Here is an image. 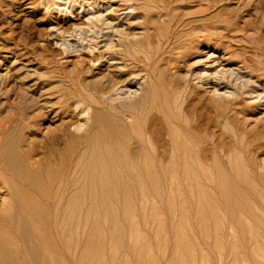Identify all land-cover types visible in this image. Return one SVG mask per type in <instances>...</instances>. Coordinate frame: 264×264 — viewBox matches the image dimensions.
Segmentation results:
<instances>
[{
    "label": "rangeland",
    "instance_id": "1",
    "mask_svg": "<svg viewBox=\"0 0 264 264\" xmlns=\"http://www.w3.org/2000/svg\"><path fill=\"white\" fill-rule=\"evenodd\" d=\"M230 19L245 27L246 34L264 36V0H0V134L4 120L23 117L22 112L29 111L27 83L38 101L55 102L66 82H72L71 74L81 67L93 68L95 75L108 69L124 78L113 86L114 92L122 94L139 84L142 94L151 95L154 87L162 93L173 78L181 85L175 94L177 110L184 122L194 124L199 153L205 157L211 177H216L208 179L202 173L193 179L181 175L179 184L175 180L172 185L148 182L146 198L141 191L135 192L129 207L116 210L120 219L116 222L95 219L98 211L104 213L102 207H84V213H92L82 223L81 264H264V66L255 62L258 55L254 53L260 50L254 47L255 41L240 37L244 33L240 27L222 31L221 25L232 23ZM169 30H174L172 38L173 32L181 34L175 39L178 42L165 38ZM76 44L85 47L81 50ZM242 55L253 58L249 66L240 60ZM147 57H153L149 64ZM254 66L261 69L253 70ZM232 68L254 83L242 86V80L229 73ZM127 76L138 77L137 82L129 85ZM233 86L239 95L228 106L226 113L231 116L227 120L218 116L217 105L228 104L225 92ZM72 103L66 117L71 129L79 122L76 112L82 107ZM148 104H152L150 99L144 106ZM53 114L43 121L41 130L51 121L49 127L56 134L54 126L60 118ZM159 116L161 112L153 108L139 119L141 124L153 126L158 144L165 138ZM19 132L15 127L11 135ZM69 138L62 134L55 140L44 138L45 143L37 140L35 157L41 158V164L48 160L56 164ZM219 168L237 187L231 197H225L218 184ZM45 222L40 221L36 229L49 237L54 250L71 257L75 240L68 239L71 250L63 245L60 230L65 225L61 220ZM4 226L8 237L17 238L15 230Z\"/></svg>",
    "mask_w": 264,
    "mask_h": 264
},
{
    "label": "bare ground",
    "instance_id": "2",
    "mask_svg": "<svg viewBox=\"0 0 264 264\" xmlns=\"http://www.w3.org/2000/svg\"><path fill=\"white\" fill-rule=\"evenodd\" d=\"M91 17L95 18L92 15ZM231 21L232 23H228V25H221L222 31L231 32L240 27L234 20ZM98 26L100 25L98 24ZM243 29L245 27H240V30ZM98 30L101 32L102 28H98ZM172 31L174 30L167 31V37L165 38L168 41L172 35ZM246 33L247 31H244L240 37L246 41H255L254 47L260 50L259 53H254L258 55L255 62L264 66V45L261 44V42L264 44V36H252ZM217 34L221 35L222 32ZM119 35L121 36V34ZM180 35H177V31L173 32L174 40ZM90 38L93 39L95 37ZM173 38L171 37V39ZM175 41L178 42L179 38ZM105 43L107 44L108 41ZM91 45L88 46L91 47ZM83 47L85 46L82 44L77 48L82 50ZM242 47L245 48V46ZM162 50L164 51L165 49L162 48ZM165 52L163 55L166 54ZM160 53L162 52L159 51ZM157 56L159 57V55ZM150 58L153 57H147L149 60L148 64L150 63ZM251 59H253L251 56L242 55V59L240 60L245 66H249ZM113 62L116 63L118 61ZM92 69H84L81 67L75 70L71 74V78H73L72 82H66V89L61 91L59 99L55 102L54 100H44L42 102L40 99L38 101L37 96L34 97L35 95L29 93L31 84L27 83L28 85L26 84L25 88L27 97H25L29 100V105H27L30 108L29 111L22 112L23 117L4 120L2 123V132L0 134V192H2L0 193L2 195V197L0 196V264H81L83 262L84 252V246L81 241L82 223L92 213H84V207L90 210L92 208L102 207L104 213H99L98 211L96 213L97 217L95 216L96 218H94L97 220L106 218L116 222V218L119 219L116 210L118 208L129 207L132 201L134 202L133 195L135 192L138 193V191H141L142 197L144 198L146 196L148 182L156 186L159 182L160 184L167 182L172 185L174 183L173 180L179 184L181 175L190 179L198 177L202 173L208 179L214 176L211 177L212 172L206 166L205 157H202L199 153L194 137V124L188 121L184 122L182 114L177 110L175 94L178 93L176 89L181 86L177 79L172 78L171 81L169 80L168 88L161 85L165 87L162 93H157L154 87L151 95L142 94V84H136L137 86L135 88L129 89L128 94H122L114 92L113 86L124 78L117 77L108 69L101 75H95L91 73ZM255 69H261V67L256 68L254 66L253 70ZM229 73L234 76L233 78L241 79L242 86L254 83L249 77L245 78L244 73L240 70L232 68ZM132 76L125 78L129 82V85L137 82L136 79L138 77L134 76L136 78L134 80ZM238 90V88H234L233 86V89L225 92V100L228 104L221 103L217 105L219 107L218 116H222L227 120L230 119L231 115L227 114L229 113L227 109L230 103L235 100ZM147 99H150L152 104L144 106V102H147ZM71 102H76L75 104L78 108L82 104V107L76 112L80 115V120L77 124L73 125V129L70 127V120L66 118L67 113L72 111L70 109ZM153 108L161 112L159 121L164 124L161 133H164L165 138L164 142L159 144L153 138L155 132L152 128L153 126L143 125L139 122L142 115L147 114ZM51 112H54V117L60 118L59 123L54 126L56 131H58L56 134L49 127L52 123L51 121H48L49 125L46 123L45 127L48 126L46 129L41 130L43 121L51 117ZM12 123H15V125L12 126ZM15 127L17 129L19 128L20 132L18 133L19 135L13 137L11 132ZM39 131H42L43 134H39ZM62 134H66L70 138L64 144V150L57 156L59 160L56 164L51 163L50 160L41 164V158H36L34 155L37 140L45 143L44 138L52 137V140H55L57 137L62 136ZM233 135L235 137V133ZM235 138H233L234 142H236ZM201 139L204 140L205 138ZM236 146L240 152L244 151L242 146L238 144ZM244 146L246 148V145ZM244 161H247V159H244ZM224 162L221 161V163ZM219 171V175L216 174L218 175V184L222 188V193L227 198L233 196V189L237 187L232 184L231 178L225 175L222 169ZM227 171L228 168L226 169ZM231 174L230 176H232ZM240 187L242 188L243 185H240ZM243 189H246V187ZM138 205L135 203L136 207ZM53 207L55 208V212L53 211ZM45 209H47V213ZM48 218L51 220H48ZM58 220H61L62 224L65 225L63 230L59 229L61 232L63 231V245L71 250L70 246L72 243H68V239L72 237L75 240L71 257H67L62 251L54 250L49 237L43 236L36 229V225L40 221H46L45 224H49L51 221L57 222ZM3 222L17 232V238L13 239L7 236L6 227ZM102 225L101 228H103ZM56 241L57 239H55ZM59 249L61 250L60 247Z\"/></svg>",
    "mask_w": 264,
    "mask_h": 264
}]
</instances>
